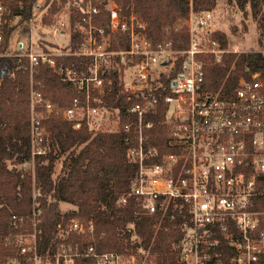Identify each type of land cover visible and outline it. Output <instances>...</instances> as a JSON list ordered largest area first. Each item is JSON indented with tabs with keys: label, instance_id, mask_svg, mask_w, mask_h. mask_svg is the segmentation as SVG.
Listing matches in <instances>:
<instances>
[{
	"label": "built area",
	"instance_id": "built-area-1",
	"mask_svg": "<svg viewBox=\"0 0 264 264\" xmlns=\"http://www.w3.org/2000/svg\"><path fill=\"white\" fill-rule=\"evenodd\" d=\"M91 1L87 0L86 10L75 21V29L82 35L78 45L45 50L31 44L20 53L3 49L5 29L12 15L0 1V56H26L30 69L46 62L63 82L72 83L81 93L59 108L31 85L32 156L48 148L42 120L52 113L73 121L75 128L82 124L90 131L105 130L104 118L112 111L103 100L112 84L106 71L117 66L119 57L125 65L122 77L129 71L130 78L129 82L123 80L121 89L128 91V99H133L129 111L135 115L121 127L126 141H133L128 155L137 165L130 193L141 198L148 213L167 209L186 213L182 243L184 258L190 257V264L217 262L223 249L230 252L232 264H264V83L259 74L239 79L230 97L204 87L202 57L211 54L220 62L225 52L237 49L223 47L216 39L201 41L211 11L195 13L191 0L186 20L187 44L182 49H175L170 37L153 41L147 35V22L134 12L122 15L113 0L104 4L105 25L98 24L94 19L98 7ZM262 6L264 0L260 13H264ZM55 31L63 30L54 26L52 32ZM118 35L124 38L123 46ZM69 37L70 32L68 40ZM177 54L182 56L179 73L171 80L168 92L156 94L150 80ZM62 55L88 57L89 62L79 71L58 64L56 56ZM159 100L167 105L161 123L168 133V151L163 153L148 143L147 133L154 126L147 115L157 111ZM115 114L118 128L119 115ZM11 219L16 229L5 236V243L14 251L1 264H76L77 260H90L92 264H153L137 260L132 253L100 249L96 242L84 245L60 240L42 250L41 209L35 199L29 213L12 214ZM64 232L93 238L95 226L91 220L85 223L72 218Z\"/></svg>",
	"mask_w": 264,
	"mask_h": 264
},
{
	"label": "trees",
	"instance_id": "trees-1",
	"mask_svg": "<svg viewBox=\"0 0 264 264\" xmlns=\"http://www.w3.org/2000/svg\"><path fill=\"white\" fill-rule=\"evenodd\" d=\"M0 1L17 18L16 23L5 29L4 50L22 52L19 46H12V35L18 31L20 36L29 37L30 22L35 18L36 10H44L41 22L52 25L60 5L65 2L71 6L70 37L66 46L74 47L82 40V35L75 29V21L86 10L87 0H42L41 4L38 0ZM113 1L119 6L122 15L134 12L143 18L147 22V35L153 41L170 37L175 49L186 46L190 0ZM91 2L98 7L95 21L105 25L106 0ZM262 2L236 0L238 8L249 6L253 16L259 13L258 43L262 49L228 51L220 62H216L211 54L204 55L205 88L230 97L241 78L249 79L252 74L258 73L264 83V13L259 12ZM191 5L195 13L211 11L216 0H191ZM175 26H178L177 30H174ZM201 36L203 43L216 39L223 47L227 46L225 34L218 30L208 28ZM120 39V45L123 46L124 38L120 36ZM117 60V66L106 71L112 84L103 94V100L108 108L118 113V128L113 131H90L82 124L75 128L73 121L52 113L42 120L43 136L48 140V148L43 154L32 156L31 85L59 108L69 105L72 98L81 93L72 83L63 82L46 62H40L30 69L26 56H0V264L14 251L13 247L5 243V236L16 229L11 215L29 213L33 199L41 209L42 233L39 244L42 250L52 248V242L60 240L84 245L96 242L100 249L132 253L136 258L153 264H186L182 260L185 254L182 227L188 220L186 213L170 209L148 213L142 206L141 198L130 193V183L136 174L137 165L128 155L133 141H126V133L121 127L133 120L135 115L129 111L133 99H128V91L121 89L125 65L119 57ZM56 62L80 71L86 68L89 58L62 55L56 56ZM181 62L182 56L177 54L166 63L164 70L160 69L158 76L150 80L156 94L169 91L170 82L179 73ZM161 84L162 88L159 87ZM166 107V103L159 100L157 111L147 115L148 119L154 121L153 128L147 131L148 143L156 147L159 153L168 151V133L161 123ZM6 160L12 162L11 167L7 166ZM30 162L33 163L32 168L23 166ZM56 163L58 169L55 168ZM60 202L70 203L73 208L62 212ZM72 218L85 223L91 220L95 226L94 237L65 233ZM101 234L103 237L100 238ZM223 250L219 260H213L211 264H232L230 252ZM76 264H92V261L77 260Z\"/></svg>",
	"mask_w": 264,
	"mask_h": 264
},
{
	"label": "rangeland",
	"instance_id": "rangeland-1",
	"mask_svg": "<svg viewBox=\"0 0 264 264\" xmlns=\"http://www.w3.org/2000/svg\"><path fill=\"white\" fill-rule=\"evenodd\" d=\"M61 2L60 0H57ZM42 0H38L41 4ZM235 6V7H234ZM264 8V6H262ZM44 10H36L35 18L30 22V35L20 36L18 31L12 35L11 44L12 46H19L22 43L24 50L26 46L32 44L33 47L39 48H54L56 46L67 44L69 32H70V12L71 6L69 2L62 3L60 5L59 11L55 14V22L52 25H45L41 22V15ZM252 15V8L246 6L244 8H238L236 5V0H216V5L211 10V17L208 21L207 28L210 30H218L226 36L227 46L226 48L232 49L236 48L237 52L243 51H253L262 49L258 43V28H257V18ZM17 18L10 17L8 20L9 25L16 23ZM63 23L65 25H63ZM54 26H58L62 33L59 31L52 32ZM20 29V28H19ZM18 29V30H19ZM176 55L173 56V58ZM164 70L165 68H160ZM159 69V70H160ZM129 71L125 72L122 80L128 79ZM154 75V73H153ZM48 100V99H47ZM103 129L105 130H116L117 128V118L114 111L108 113L104 118ZM7 166L11 167L12 162L6 160ZM33 163H25L23 166L26 168H32ZM55 168L58 169V163H56ZM73 208L70 203L60 202V209L62 212ZM138 260V258H136ZM184 261L186 264H190L191 258L185 256Z\"/></svg>",
	"mask_w": 264,
	"mask_h": 264
},
{
	"label": "water",
	"instance_id": "water-1",
	"mask_svg": "<svg viewBox=\"0 0 264 264\" xmlns=\"http://www.w3.org/2000/svg\"><path fill=\"white\" fill-rule=\"evenodd\" d=\"M21 46H22V43L19 44V47H20V48H21ZM173 84H175V81L173 82Z\"/></svg>",
	"mask_w": 264,
	"mask_h": 264
}]
</instances>
